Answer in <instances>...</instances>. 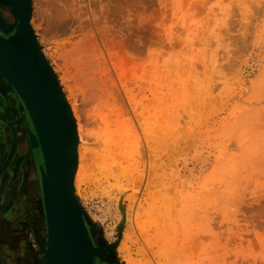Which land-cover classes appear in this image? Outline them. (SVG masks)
I'll use <instances>...</instances> for the list:
<instances>
[{"label":"rangeland","instance_id":"374dc122","mask_svg":"<svg viewBox=\"0 0 264 264\" xmlns=\"http://www.w3.org/2000/svg\"><path fill=\"white\" fill-rule=\"evenodd\" d=\"M30 1L82 132L75 195L111 262L264 264V0ZM0 102V264H44L42 154L1 80Z\"/></svg>","mask_w":264,"mask_h":264},{"label":"water","instance_id":"95a60500","mask_svg":"<svg viewBox=\"0 0 264 264\" xmlns=\"http://www.w3.org/2000/svg\"><path fill=\"white\" fill-rule=\"evenodd\" d=\"M0 3L11 10L15 20L7 31L14 53L0 41V80L16 92L27 110L32 142L43 159L39 174L45 216L44 264H113L107 248L96 245L89 219L75 195L77 128L73 111L34 36L32 2ZM2 174L3 170L0 183Z\"/></svg>","mask_w":264,"mask_h":264},{"label":"bare ground","instance_id":"6f19581e","mask_svg":"<svg viewBox=\"0 0 264 264\" xmlns=\"http://www.w3.org/2000/svg\"><path fill=\"white\" fill-rule=\"evenodd\" d=\"M1 4V3H0ZM2 5V4H1ZM2 6H4L5 8H7L9 11H10V13H11V10L8 8V7H6L5 5H2ZM12 14V13H11ZM6 25V26H5ZM14 25H15V20H14V23H13V25L9 28L8 26H7V24L3 21V18H1L0 17V41H1V43L7 48V50L8 51H10L11 53H14V47H13V45L11 44V42H10V40H9V35H8V33H7V31L8 30H10L11 28H13L14 27ZM8 37H7V36ZM122 86H123V91H124V94H125V96L126 97H128L130 100H134V96H132V95H130L128 92H127V88L125 87V85H123L122 84ZM104 87V86H103ZM15 92V91H14ZM107 92V91H106ZM16 93V92H15ZM103 93V92H102ZM135 95V94H134ZM97 98V97H96ZM135 109V108H134ZM152 112V111H151ZM123 114V113H122ZM116 115V114H115ZM112 117V116H111ZM115 118H116V116H114ZM124 116L123 115H119L118 116V119H117V121L116 122H114L115 123V129H116V131H117V135L116 134H114L113 135V133H112V135L113 136H111L110 138L111 139H116L117 141H123V142H121V143H125L124 142V140L126 139V136L124 135V133L126 132V127H125V120H123L122 121V118H123ZM148 117V116H147ZM166 117V116H165ZM75 118V117H74ZM113 118V117H112ZM149 119H150V116H149ZM127 121V120H126ZM74 122H75V126H76V128H77V138H78V145H77V155H78V162H77V172H75L76 174H75V178H76V175L79 173V170H80V168H81V159H82V156H81V147H82V144H81V140L83 141V139H82V132H81V128H80V125H79V122H78V119H75L74 120ZM107 123V122H106ZM124 123V124H123ZM112 124V122L110 123V125ZM114 125L112 124V127H113ZM121 126V127H120ZM129 126V125H128ZM120 131H121V133H120ZM114 132V131H113ZM120 143V144H121ZM118 144H119V142H118ZM111 145V144H110ZM123 145L121 144V145H116L115 147L113 146V148L111 149V151L113 152V155H115V160L117 159V160H120L121 161V159L124 157V156H126V154H124L123 152H122V149H121V147H122ZM119 147V148H118ZM83 150V149H82ZM88 153V152H87ZM84 154V153H83ZM82 154V155H83ZM128 154V153H127ZM87 154L85 153V156H86ZM87 156H89V155H87ZM155 158V157H154ZM124 159H126V158H124ZM123 162H124V160H123ZM119 163V162H118ZM117 163V164H118ZM121 164H122V162H121ZM123 164H125V163H123ZM120 165V164H119ZM163 167V166H162ZM118 168H119V166H118ZM123 171V170H122ZM127 171V170H126ZM124 176V175H123ZM164 177H165V175H164ZM76 180V179H75ZM42 226H40V228H39V233L42 235V236H44L43 238H42V240H43V243L45 244V242H46V240H45V228H41ZM40 236V235H39ZM45 246V245H44ZM44 249H45V247H43Z\"/></svg>","mask_w":264,"mask_h":264},{"label":"flooded vegetation","instance_id":"af4514ba","mask_svg":"<svg viewBox=\"0 0 264 264\" xmlns=\"http://www.w3.org/2000/svg\"><path fill=\"white\" fill-rule=\"evenodd\" d=\"M0 9H1V8H0ZM3 16H4V15H3ZM4 18H5V20L7 21V23H11L10 20H9V18H7V17H5V16H4Z\"/></svg>","mask_w":264,"mask_h":264},{"label":"snow or ice","instance_id":"6c2138e0","mask_svg":"<svg viewBox=\"0 0 264 264\" xmlns=\"http://www.w3.org/2000/svg\"><path fill=\"white\" fill-rule=\"evenodd\" d=\"M3 16V12H0V17H2Z\"/></svg>","mask_w":264,"mask_h":264}]
</instances>
